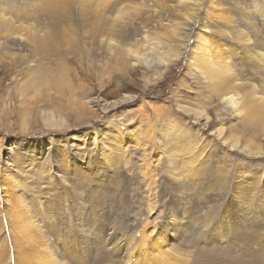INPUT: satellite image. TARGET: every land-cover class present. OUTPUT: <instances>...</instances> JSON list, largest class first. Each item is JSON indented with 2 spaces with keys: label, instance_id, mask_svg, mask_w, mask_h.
I'll list each match as a JSON object with an SVG mask.
<instances>
[{
  "label": "rangeland",
  "instance_id": "obj_1",
  "mask_svg": "<svg viewBox=\"0 0 264 264\" xmlns=\"http://www.w3.org/2000/svg\"><path fill=\"white\" fill-rule=\"evenodd\" d=\"M100 56L88 80L68 62L71 95L0 67V264H264L263 133L184 56L103 75Z\"/></svg>",
  "mask_w": 264,
  "mask_h": 264
},
{
  "label": "bare ground",
  "instance_id": "obj_2",
  "mask_svg": "<svg viewBox=\"0 0 264 264\" xmlns=\"http://www.w3.org/2000/svg\"><path fill=\"white\" fill-rule=\"evenodd\" d=\"M94 54L101 75L108 61L118 72L133 63L159 72L184 56L195 83L264 136V0H0V67L19 61L27 90L87 93L68 62L86 59L80 74L93 79ZM109 143L101 139L103 154Z\"/></svg>",
  "mask_w": 264,
  "mask_h": 264
}]
</instances>
